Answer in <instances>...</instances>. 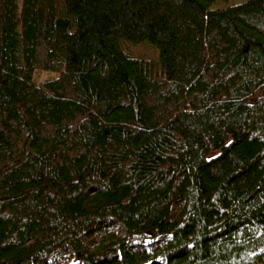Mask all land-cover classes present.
<instances>
[{"label": "trees", "instance_id": "16d2710c", "mask_svg": "<svg viewBox=\"0 0 264 264\" xmlns=\"http://www.w3.org/2000/svg\"><path fill=\"white\" fill-rule=\"evenodd\" d=\"M0 264H264V0H0Z\"/></svg>", "mask_w": 264, "mask_h": 264}, {"label": "rangeland", "instance_id": "374dc122", "mask_svg": "<svg viewBox=\"0 0 264 264\" xmlns=\"http://www.w3.org/2000/svg\"><path fill=\"white\" fill-rule=\"evenodd\" d=\"M235 1H239V0H235ZM44 76H42V78H43Z\"/></svg>", "mask_w": 264, "mask_h": 264}]
</instances>
